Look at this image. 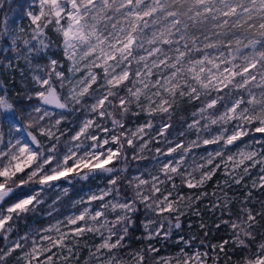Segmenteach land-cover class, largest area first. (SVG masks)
<instances>
[{
    "label": "snow or ice",
    "instance_id": "1",
    "mask_svg": "<svg viewBox=\"0 0 264 264\" xmlns=\"http://www.w3.org/2000/svg\"><path fill=\"white\" fill-rule=\"evenodd\" d=\"M12 4L0 264H264V0Z\"/></svg>",
    "mask_w": 264,
    "mask_h": 264
},
{
    "label": "trees",
    "instance_id": "2",
    "mask_svg": "<svg viewBox=\"0 0 264 264\" xmlns=\"http://www.w3.org/2000/svg\"><path fill=\"white\" fill-rule=\"evenodd\" d=\"M25 0H13L12 8H17L20 4H23ZM13 19L17 22L20 21V15L17 11V14L14 15ZM15 63V62H14ZM29 81L21 79L15 69L9 70L8 67H5L4 62L0 61V94H3L5 91L16 96L17 94L23 95L24 91L29 87ZM94 186L96 182H91ZM85 189H88V185H76L74 188L73 195H80ZM196 219V218H195ZM197 220V219H196ZM205 223L211 227L213 224V218L211 214H208L204 217ZM196 223V222H194ZM197 224V223H196ZM185 231L188 230V221L184 223ZM138 234V233H137ZM216 237L223 235V232L216 233Z\"/></svg>",
    "mask_w": 264,
    "mask_h": 264
},
{
    "label": "rangeland",
    "instance_id": "3",
    "mask_svg": "<svg viewBox=\"0 0 264 264\" xmlns=\"http://www.w3.org/2000/svg\"><path fill=\"white\" fill-rule=\"evenodd\" d=\"M8 69L9 70H14L15 69V71H16V73H17V75L21 78V79H23V80H25V81H29V75H28V73H27V70H26V66H24L23 64H21L19 67H17L16 66V63H14L13 62V66L12 67H8ZM21 69H25L24 71H21ZM30 82V81H29ZM88 189H85L81 194H83L84 192H86ZM80 194V195H81ZM188 221V223L189 222H196L197 224L199 223V221L198 220H196L195 218H191L190 220H187Z\"/></svg>",
    "mask_w": 264,
    "mask_h": 264
}]
</instances>
